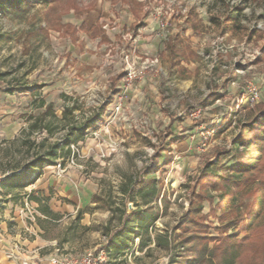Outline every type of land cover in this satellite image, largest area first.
<instances>
[{
	"label": "rangeland",
	"instance_id": "obj_1",
	"mask_svg": "<svg viewBox=\"0 0 264 264\" xmlns=\"http://www.w3.org/2000/svg\"><path fill=\"white\" fill-rule=\"evenodd\" d=\"M45 1L30 0L28 7L0 14V91L19 103L3 115L18 116L26 131L46 112L40 101L52 104L56 117H62L63 105H74L77 125L95 121L84 140L71 145L60 170L28 173L23 185L40 182L12 194L20 199L25 222L36 223L39 209H49L52 216L41 227L45 238L55 240L54 257L96 252L106 232L140 211L158 219L146 233L136 230V264H186L192 259L189 249L202 242L210 249L236 231L238 240L249 239L243 261L262 260L264 221L254 222L252 233L244 230L255 196H240L230 187L235 201L226 203L231 194L221 201L223 181L213 189L215 179L205 187L198 180L208 163L219 176L232 177L246 157L235 141L239 122L264 102V0ZM91 11L92 28L85 26L90 18L85 25L74 24L75 16ZM228 14L237 15V22L226 24ZM252 87L260 98L250 106ZM213 93L221 98L205 105ZM26 131L10 150L0 141V171L23 167L31 157L33 151L22 144ZM65 134L61 125L52 137L34 129L29 140L38 145L46 138L48 147ZM52 177L82 186L78 191L87 200L77 212L68 210L73 202L59 206L56 191L38 188ZM140 178L143 188L133 190ZM201 194V212L194 216L198 225L183 235L179 223L191 202V209L198 207ZM189 235L204 241L183 243Z\"/></svg>",
	"mask_w": 264,
	"mask_h": 264
},
{
	"label": "trees",
	"instance_id": "obj_2",
	"mask_svg": "<svg viewBox=\"0 0 264 264\" xmlns=\"http://www.w3.org/2000/svg\"><path fill=\"white\" fill-rule=\"evenodd\" d=\"M34 3L36 2H45V0H32ZM30 5V0H0V14H3L7 11H15L17 9L21 10L24 7H28ZM241 10V8H237V11ZM224 21L226 24H234L237 22V15L228 14L224 17ZM96 29L93 28L92 31ZM74 32V31H73ZM262 54L264 55V45L261 47ZM172 51L173 48H172ZM119 76V75H118ZM122 78V77H121ZM38 93V89L34 91L36 95ZM220 98L218 93L211 94L205 101V105H211L215 101ZM61 99L63 101L67 100V97L62 96ZM44 105L43 101H40L39 106L42 107ZM76 107L71 106L68 107L66 104L63 105L62 117L59 120L54 111L53 105L47 104L45 106L46 112L43 113L40 117L36 118L32 125H30V130L24 132L23 142L22 144H27V151L32 150L31 157L30 154L27 155V159H24L23 167L21 172L12 173L10 176H7V180H11V183L15 186H22V180L25 179L28 173H34L36 175L40 174L41 170L45 166H53L56 165V161L60 160L61 165L65 164L66 160L71 155V145L78 143L79 141H83L85 137V130L95 123L94 120L86 121L83 124L77 125L76 118L74 116V110ZM104 108H101V111L98 113V116H102ZM52 118V121H46V118ZM61 127H64L66 130V134L63 138L56 140L54 143L49 144L47 147L45 145L46 138L43 139L38 145L31 143L29 140V136L32 134L34 129H41L48 133L49 137L53 136L54 131ZM240 125V135L235 141L236 147H241L242 152L240 156L245 155L241 161L232 169V177L219 176L217 169L213 167V163H208L205 169L202 171L201 176L198 180V184L201 187H205L207 184V180L215 179V184L213 189L217 188L220 184V181L226 184L227 188L225 190L224 195L222 196V200L226 199V196L231 194V189H235L240 196L246 195H254L255 199L251 206L250 211H248V225H245V231L249 233L253 231L257 220L264 221V104L259 103L253 106L249 112V115L245 118L244 121L239 122ZM15 143L10 142L8 150L13 147ZM18 149V148H17ZM257 155V157L254 156ZM20 163V162H19ZM22 163V162H21ZM20 165L18 164L14 170L20 169ZM232 180V186L229 184V181ZM143 179H138L134 184H132V189L141 190L143 188ZM127 193V190H124ZM133 191H129V194L132 195ZM234 195V194H233ZM230 195V198L226 203L230 201H235L234 197ZM132 198V197H131ZM133 200V199H132ZM203 200L202 194L199 195V205L198 207L192 208L193 202L190 203V209L185 214L184 218L180 221V227H183L182 234L186 235L188 233L189 226L194 224V226L198 225V221L194 219V216L199 215L201 212L200 202ZM227 200V199H226ZM231 203V202H230ZM222 204V203H220ZM233 205V204H232ZM226 206V205H225ZM223 209L222 216L227 215L224 207L221 205ZM248 209V206L246 210ZM44 213H49L45 208L42 209ZM123 223H121L120 227L113 232V241L112 248H121L126 249L130 246L134 245L135 238L138 237L136 234V230H144L143 232H147L148 228L152 226L153 223L158 219V215H152L148 213H144L140 215V211L131 212L128 217H124ZM138 218V219H137ZM234 225L233 220L228 221L225 225V228L230 230ZM238 231L234 232V234L229 235L222 241H218V244L214 245L212 248H208V244L203 239L192 238L191 235L189 237H185L182 239L183 243H190L197 240L199 244L194 249H189L191 261L186 262V264H264V258L260 259H252L249 262L243 261V253L242 249L249 241L248 237L245 236L244 239L238 240L237 234ZM249 235V234H248ZM144 244V243H143ZM166 248H170V243L168 238L164 239V244ZM175 262L172 261L171 264Z\"/></svg>",
	"mask_w": 264,
	"mask_h": 264
},
{
	"label": "crops",
	"instance_id": "obj_3",
	"mask_svg": "<svg viewBox=\"0 0 264 264\" xmlns=\"http://www.w3.org/2000/svg\"><path fill=\"white\" fill-rule=\"evenodd\" d=\"M93 13L94 11H91L89 14H83V16H75L76 19L74 18V24L77 26L81 24L85 25L86 20H88L87 18H96L95 13ZM95 24L96 22H92L91 19V23L85 26H87V28H92ZM261 103L264 104V102ZM46 105L47 104L44 103L42 108H45ZM18 106L19 103L15 101H7L4 98V93L0 91V141L3 144H8L7 146L10 145V142L15 143L20 133L26 131L24 124L20 122L18 116L7 117L3 115L6 109H14ZM57 118L59 120L61 119V117ZM53 166L55 167L56 165ZM51 167L52 166H45L41 170L44 172L42 176H47L46 172L49 173ZM21 169L22 167L12 171H0V173L10 176L12 173L19 174ZM38 182H40L39 179H37L34 184L29 183L27 186L22 184V186L17 187L11 183V180L5 178L2 183V188L0 190V199H3V202H0V264H51L52 258L56 255V249L54 247V244H56L55 240L45 238L44 228L41 227L42 221L50 220L49 216H52L49 213H44L42 209L45 208L50 212L49 209L46 206L39 209L36 223L25 222L19 211L22 209L19 205L20 199L17 200L12 196L13 192L19 191L18 189L23 188L26 190L27 188L30 189L31 186L34 188L35 184H38ZM38 186V188L41 189L56 191L55 196L59 198V206H67V201L73 202L75 206L72 210L68 209L69 212H77L87 200V197L83 196L82 193L78 191V189H82L79 183H70L62 177H52V179H48ZM32 204L37 207L36 203L32 202ZM115 230L106 232L103 236V240L95 245L93 250L96 252L104 250L108 258V264H136V259H132L135 251L133 245L126 249L112 248V234ZM69 248L70 245L66 246L63 244V249L65 251ZM69 251H72V249H69ZM136 254L138 253L135 252V255Z\"/></svg>",
	"mask_w": 264,
	"mask_h": 264
},
{
	"label": "built area",
	"instance_id": "obj_4",
	"mask_svg": "<svg viewBox=\"0 0 264 264\" xmlns=\"http://www.w3.org/2000/svg\"><path fill=\"white\" fill-rule=\"evenodd\" d=\"M247 102L250 106H253L259 102L260 93L258 89L252 87L249 89ZM60 163L56 164L58 170H60ZM7 174L0 173V190L4 179ZM1 235V233H0ZM51 264H108V258L104 250L93 253H84L78 256L72 255H59L51 260Z\"/></svg>",
	"mask_w": 264,
	"mask_h": 264
}]
</instances>
